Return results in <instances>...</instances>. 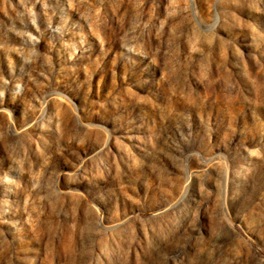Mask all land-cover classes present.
I'll list each match as a JSON object with an SVG mask.
<instances>
[{
	"label": "rangeland",
	"instance_id": "obj_1",
	"mask_svg": "<svg viewBox=\"0 0 264 264\" xmlns=\"http://www.w3.org/2000/svg\"><path fill=\"white\" fill-rule=\"evenodd\" d=\"M0 264H264V0H0Z\"/></svg>",
	"mask_w": 264,
	"mask_h": 264
}]
</instances>
